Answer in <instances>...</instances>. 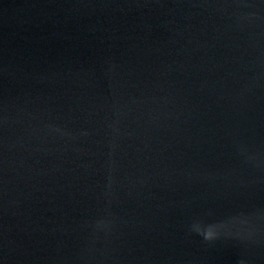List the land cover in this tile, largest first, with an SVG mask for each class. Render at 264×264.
I'll return each instance as SVG.
<instances>
[{
	"label": "water",
	"instance_id": "95a60500",
	"mask_svg": "<svg viewBox=\"0 0 264 264\" xmlns=\"http://www.w3.org/2000/svg\"><path fill=\"white\" fill-rule=\"evenodd\" d=\"M0 264H264V0H0Z\"/></svg>",
	"mask_w": 264,
	"mask_h": 264
}]
</instances>
